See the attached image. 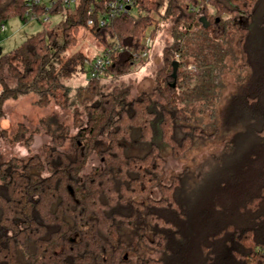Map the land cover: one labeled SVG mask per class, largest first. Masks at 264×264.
<instances>
[{
  "label": "trees",
  "instance_id": "1",
  "mask_svg": "<svg viewBox=\"0 0 264 264\" xmlns=\"http://www.w3.org/2000/svg\"><path fill=\"white\" fill-rule=\"evenodd\" d=\"M94 4L71 12L57 0L48 14L61 22L38 20L39 33L0 54V118L28 95L39 108L69 104L65 80L90 73L82 52L66 55L81 29L103 51L124 49L107 73L146 64L125 49L142 52L164 26L170 42L148 90L131 97L89 77L75 90L82 112L71 127L55 114L39 121L50 139L40 154L0 152V264H264V0H135L137 15L101 28L86 24ZM26 10L25 0H0V25L27 23ZM228 60L237 87L221 101ZM36 133L0 125V142L29 152ZM211 143L221 150L163 183L167 155L182 160Z\"/></svg>",
  "mask_w": 264,
  "mask_h": 264
},
{
  "label": "rangeland",
  "instance_id": "2",
  "mask_svg": "<svg viewBox=\"0 0 264 264\" xmlns=\"http://www.w3.org/2000/svg\"><path fill=\"white\" fill-rule=\"evenodd\" d=\"M131 13L137 15V9H132ZM209 13L213 14V8H209ZM63 20L62 15H54L49 19L48 26L51 27ZM6 38L0 41L2 53L8 54L16 49L24 40L39 33L43 29V25L38 21L29 20L27 23H22L18 19H12L6 24ZM77 44L66 52L70 55L74 52H82L87 56L89 62H93L103 53V47L97 42L96 38L87 30L81 29L77 35ZM109 39H107L108 41ZM110 41V40H109ZM170 42L168 35V27L164 26L154 42V50L146 64L139 63L137 65H117L109 71L108 75L100 86L104 90H109L114 86L123 84L130 88L131 97H135L142 90H148L154 86L155 76L159 67L162 64L161 51L164 45ZM236 64L232 60L227 61V68L223 73L222 83L220 86L221 101L233 93L237 87V70ZM192 73H195L194 71ZM89 78L88 73L78 74L75 77L65 80V85L69 88L70 101L64 109H59L54 105L46 108H39L33 104V96L28 95L20 97L14 101H7L2 108L3 116L0 118V125L13 133L19 124L24 125L29 131L38 130L33 136V142L30 150H26L22 144L12 142H0V152L5 159L12 156L25 158L30 154L41 152V147L49 143V137L43 132L39 126V121L50 114H55L60 121L69 127L72 126L74 112H82L79 101L75 98V90L79 87H85ZM75 133V130H71ZM221 144H209L206 147H201L193 152H190L186 158L176 160L167 155L165 157V175L163 183H169V179L173 175L180 173L186 166H197L204 158L208 157L211 152L220 151ZM98 165L97 159H91L86 165L85 172H89L93 166ZM157 195V192H155ZM155 195V196H156Z\"/></svg>",
  "mask_w": 264,
  "mask_h": 264
},
{
  "label": "built area",
  "instance_id": "3",
  "mask_svg": "<svg viewBox=\"0 0 264 264\" xmlns=\"http://www.w3.org/2000/svg\"><path fill=\"white\" fill-rule=\"evenodd\" d=\"M94 6H90L88 10V18L86 24L89 27H104L111 18H114L122 14H132V9H135V0H94ZM57 3V0H25L26 4V13L25 16L31 21H40L42 24L47 25L49 19L52 17L48 12L53 8ZM61 3L68 11H74L77 7L79 0H61ZM45 6V12L40 17H37L34 11L35 6ZM95 17L96 20L93 18ZM7 31L6 24L0 25V36ZM155 40L146 36L141 44L144 49L142 52H133L131 49H125L130 52V58L133 61H146L150 59L152 51L154 50ZM124 49L114 45L112 49H106L103 51L100 57H97L93 62L87 63L90 68L89 77L96 78L97 80H103L108 73L106 70L111 64V54L121 53Z\"/></svg>",
  "mask_w": 264,
  "mask_h": 264
},
{
  "label": "water",
  "instance_id": "4",
  "mask_svg": "<svg viewBox=\"0 0 264 264\" xmlns=\"http://www.w3.org/2000/svg\"><path fill=\"white\" fill-rule=\"evenodd\" d=\"M2 53V50H1V48H0V54Z\"/></svg>",
  "mask_w": 264,
  "mask_h": 264
}]
</instances>
